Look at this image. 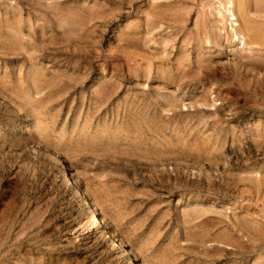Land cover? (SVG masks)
<instances>
[{
	"label": "rangeland",
	"instance_id": "1",
	"mask_svg": "<svg viewBox=\"0 0 264 264\" xmlns=\"http://www.w3.org/2000/svg\"><path fill=\"white\" fill-rule=\"evenodd\" d=\"M0 264H264V0H0Z\"/></svg>",
	"mask_w": 264,
	"mask_h": 264
},
{
	"label": "bare ground",
	"instance_id": "2",
	"mask_svg": "<svg viewBox=\"0 0 264 264\" xmlns=\"http://www.w3.org/2000/svg\"><path fill=\"white\" fill-rule=\"evenodd\" d=\"M242 8V7H241ZM233 16V15H232ZM234 17V16H233ZM255 30V29H254ZM257 30V29H256ZM259 34V33H258ZM96 222V221H95ZM137 261V260H136Z\"/></svg>",
	"mask_w": 264,
	"mask_h": 264
}]
</instances>
